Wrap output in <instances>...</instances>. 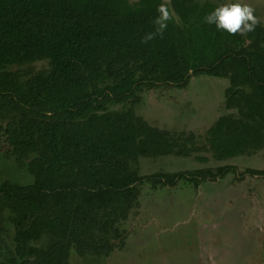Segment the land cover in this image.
I'll return each mask as SVG.
<instances>
[{
  "label": "trees",
  "instance_id": "obj_1",
  "mask_svg": "<svg viewBox=\"0 0 264 264\" xmlns=\"http://www.w3.org/2000/svg\"><path fill=\"white\" fill-rule=\"evenodd\" d=\"M214 3L198 0H0V117L19 162L30 161L32 184L0 186V224L15 226V251L0 264H68L110 256L123 238L119 223L139 200V185L216 181L237 172L160 173L141 177L143 158L189 156L193 134L174 138L128 105L144 88L187 86L193 76L229 77L225 115L208 130L213 157L227 160L264 148V26L218 31L204 18ZM167 27L157 32V17ZM179 18L180 22H178ZM151 35V39L147 37ZM47 61L22 78L13 66ZM137 105V104H136ZM250 176L262 173L246 172ZM12 215V216H11ZM43 247L32 243L43 241Z\"/></svg>",
  "mask_w": 264,
  "mask_h": 264
},
{
  "label": "rangeland",
  "instance_id": "obj_2",
  "mask_svg": "<svg viewBox=\"0 0 264 264\" xmlns=\"http://www.w3.org/2000/svg\"><path fill=\"white\" fill-rule=\"evenodd\" d=\"M214 8L241 3L253 9L264 26V0H198ZM180 22L179 18H177ZM249 33H240V46H250ZM264 46V42L261 43ZM47 61L10 67L22 78L49 68ZM229 77L193 76L187 86L161 85L138 92L139 102L110 105L109 111L135 109L151 126L169 131L174 138L193 134L196 149L189 156L143 158L133 164L139 176L203 171L220 174L226 167L237 172L216 181H179L173 187L139 185L140 195L129 218L119 223L122 240L110 256H81L71 250L68 264H264V148L217 160L207 142L208 130L225 115L237 114L226 107ZM137 104V105H136ZM7 121L0 117V186L5 182L26 186L34 177L29 160L19 162L5 134ZM0 224V261L15 251V226L10 214ZM12 216V215H11ZM46 239L32 243L43 247Z\"/></svg>",
  "mask_w": 264,
  "mask_h": 264
},
{
  "label": "clouds",
  "instance_id": "obj_3",
  "mask_svg": "<svg viewBox=\"0 0 264 264\" xmlns=\"http://www.w3.org/2000/svg\"><path fill=\"white\" fill-rule=\"evenodd\" d=\"M167 18V13L157 17L155 21L159 26L157 32H162L167 27ZM204 20L210 25L214 24L218 31L223 30L229 34L251 32L257 24L253 9L241 3L224 4L210 12ZM147 38L151 39V35Z\"/></svg>",
  "mask_w": 264,
  "mask_h": 264
},
{
  "label": "crops",
  "instance_id": "obj_4",
  "mask_svg": "<svg viewBox=\"0 0 264 264\" xmlns=\"http://www.w3.org/2000/svg\"><path fill=\"white\" fill-rule=\"evenodd\" d=\"M132 1H136V0H132ZM165 1H168V0H165Z\"/></svg>",
  "mask_w": 264,
  "mask_h": 264
}]
</instances>
